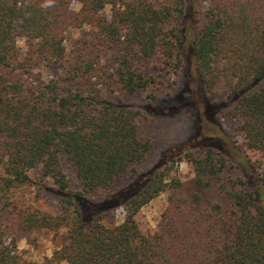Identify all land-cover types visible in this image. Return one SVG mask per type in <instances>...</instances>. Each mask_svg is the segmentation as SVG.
I'll return each instance as SVG.
<instances>
[{
  "label": "trees",
  "instance_id": "obj_1",
  "mask_svg": "<svg viewBox=\"0 0 264 264\" xmlns=\"http://www.w3.org/2000/svg\"><path fill=\"white\" fill-rule=\"evenodd\" d=\"M85 26L95 39L78 41L65 64L68 31ZM187 60L180 99L197 132L143 172L155 141L147 110L126 97L157 85L143 63L168 69L175 88ZM220 119L236 123L243 151ZM244 150L264 154V0H0V264H28L9 240L19 225L64 231L41 264H264V160ZM183 156L189 187L170 167ZM38 169L56 214L20 205ZM166 192L158 230L144 233L136 215ZM119 208L124 221L107 223Z\"/></svg>",
  "mask_w": 264,
  "mask_h": 264
},
{
  "label": "rangeland",
  "instance_id": "obj_2",
  "mask_svg": "<svg viewBox=\"0 0 264 264\" xmlns=\"http://www.w3.org/2000/svg\"><path fill=\"white\" fill-rule=\"evenodd\" d=\"M73 8L78 10L79 4L74 3ZM110 7L106 9V14L110 16ZM96 37V29L90 26H85L80 29H71L68 31L65 40L66 46V58L65 64H69L74 59V51L78 41L94 40ZM19 46L25 50V40H19ZM116 52L114 49L109 51L107 57L110 54ZM106 58V57H105ZM145 65L146 76L154 75L158 81L157 85L150 87L146 92H140L136 95H128L126 97L127 105L144 110L147 112L146 121H143L144 130H148L151 137L155 141V149L149 156L147 161L142 164L141 169L143 172L152 169L160 160L161 156L170 149L185 144L192 136L197 132L196 128V115L192 106L182 105L180 95H185L187 85H189V62L186 61L185 70L183 76L179 77L178 85L172 88V84L176 82L174 75L166 68H155L152 65ZM35 72L44 79H50L53 72L45 66H40L35 69ZM109 90L106 91L108 93ZM154 93H159V99L152 100L151 96ZM186 96V95H185ZM193 99V95H187ZM160 105V106H159ZM165 105H171L176 108L177 111L166 114H156L148 109H157L162 111ZM159 112V111H158ZM221 125L225 135L229 140L234 142L243 151V139L235 132V122L226 121L220 119ZM208 130H212L208 126ZM198 155L203 154L202 149H197ZM248 156L249 161L255 164L258 161L264 160V154L259 152H251L244 150ZM64 168L73 181V187L78 189L77 180L72 171L68 159L63 157ZM173 174L176 171V175L185 183L187 187L191 180L194 178V171L192 165L183 156L182 160H178L175 163H171ZM32 182L26 190L18 193V198L21 203L25 204L24 207L32 206L34 209L41 210L46 213L56 214L60 210L59 202L54 194L48 192H39V184L42 176L41 169L34 171L32 174ZM45 184L49 187L53 186L51 180L46 178ZM169 192L161 194L158 198L154 199L147 206L143 207L136 215V221L140 229L146 233H154L159 228L161 215L167 205ZM126 212L123 208L115 210L113 213L108 214L106 222L112 225L122 223L125 219ZM64 231L58 232L52 230H46L39 227L32 229L25 228L21 225L16 227L11 233L9 240L15 239L18 246V251L21 257L28 264H41L46 258H50L54 251L58 249L63 243Z\"/></svg>",
  "mask_w": 264,
  "mask_h": 264
}]
</instances>
